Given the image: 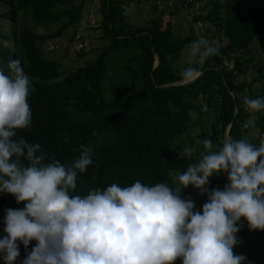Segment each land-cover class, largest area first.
<instances>
[{"label": "trees", "instance_id": "obj_1", "mask_svg": "<svg viewBox=\"0 0 264 264\" xmlns=\"http://www.w3.org/2000/svg\"><path fill=\"white\" fill-rule=\"evenodd\" d=\"M85 1L0 0V16L9 20L13 40L11 49L0 47V57L5 63L19 60L32 82L28 98L32 121L29 128L17 131V137L40 144L47 160L66 166L79 156L81 145L92 149L93 163L78 174L71 195L84 196L113 183L126 187L137 180L149 186L165 182L174 188L175 177L197 162L204 149L199 143L198 153L179 154L173 143L187 131L192 115L200 116L204 105L211 113L208 127L214 148L225 135L243 138L247 112L239 104L238 93L247 81L235 79L243 70L235 52L257 40L264 55V0H208L206 13L193 19L214 27L219 54L202 67L188 66L200 68L201 74L183 84L164 83L182 79L185 68L180 71L173 61L181 47L198 36L189 31L172 37L169 23L162 26L160 16L134 28H121L116 22L122 5L130 0H100L98 26L106 42L82 65L62 71L57 59L44 56L36 39L57 36L77 22ZM27 16L30 23L22 25ZM54 23L55 29L47 34L37 31ZM229 54H234L231 66L225 62ZM155 55L158 62L153 66ZM253 123L259 138L247 140L258 144L264 140V112ZM226 183V174L214 175L208 187L223 189ZM22 207L12 195L0 192V238L6 235L5 209ZM239 227L234 253L264 264V230H250L243 218ZM35 243L30 242L27 251ZM19 251L15 264L25 258L22 244ZM243 264L250 263L244 260Z\"/></svg>", "mask_w": 264, "mask_h": 264}, {"label": "clouds", "instance_id": "obj_2", "mask_svg": "<svg viewBox=\"0 0 264 264\" xmlns=\"http://www.w3.org/2000/svg\"><path fill=\"white\" fill-rule=\"evenodd\" d=\"M218 54L200 38L189 45L188 61L202 67ZM200 74L192 66L181 77L188 83ZM31 86L19 60L0 66V192L23 203L5 209L4 264H15L20 244L26 250L21 264H243L245 257L233 251L239 221H247L250 230H264V140L256 144L225 135L214 148L204 138L200 159L178 175L175 188L137 180L71 195L78 174L93 163L92 149L81 145L79 156L66 166L47 160L40 144L17 137L32 121ZM243 103L264 111V97L245 96ZM224 174L223 189H209L210 177ZM189 186L207 195L200 210L190 197L181 196Z\"/></svg>", "mask_w": 264, "mask_h": 264}, {"label": "rangeland", "instance_id": "obj_3", "mask_svg": "<svg viewBox=\"0 0 264 264\" xmlns=\"http://www.w3.org/2000/svg\"><path fill=\"white\" fill-rule=\"evenodd\" d=\"M99 5L100 0H86L77 22L69 25L57 36L36 39V43L43 55L57 59L62 71L82 65L87 59L94 57L99 46L106 42V39L101 38V28L98 26V21L101 17ZM209 7L208 0H130L122 5V16L117 20L116 25L123 29L134 28L147 23L150 17L160 16L162 26H165L166 22L169 23L172 37L184 36L190 31L198 36L197 39H207L210 45L215 47L218 42L214 36V27L208 21L193 19L195 15H204ZM173 8L177 10L171 11ZM20 23L22 25L29 24L30 18L27 16ZM55 27L56 23L50 24L47 28L38 27L37 31L40 34H47L53 31ZM17 28H21V24H18ZM11 30L9 20L0 16L1 48H12ZM190 44V42H186L173 61V66L178 67L180 71L190 66L188 61ZM235 53L238 54L243 69L236 74L235 79L247 81V85L238 93L239 104L247 112V121L244 124V127L245 125L247 127L242 132V137L254 140L259 138V131L253 122L264 111L255 112L247 109L243 103V97H264V55L259 50V41L257 40H252L245 49ZM232 55L234 54H229L225 59L228 66H231V62L234 59ZM6 64L0 57V66ZM210 117L211 113H208L205 105L201 107L199 117L192 115L191 124L187 131L173 143L176 145L175 148L179 154L180 152L189 153V149L198 153L196 146L199 141L209 138L208 121ZM175 178V187H178V176ZM181 196L185 199L190 197L194 202L195 210H200L207 200V195H201L192 186L182 189Z\"/></svg>", "mask_w": 264, "mask_h": 264}, {"label": "water", "instance_id": "obj_4", "mask_svg": "<svg viewBox=\"0 0 264 264\" xmlns=\"http://www.w3.org/2000/svg\"><path fill=\"white\" fill-rule=\"evenodd\" d=\"M157 62H158V57H157V55H155V60H154L153 66H155ZM183 83H186V82L183 79H181V80H175V81L167 82V83H164V84H183ZM226 132H227V129L225 131V134H226ZM244 260L249 262L250 264H257L256 261H254V260H252V259H250L248 257H245Z\"/></svg>", "mask_w": 264, "mask_h": 264}]
</instances>
